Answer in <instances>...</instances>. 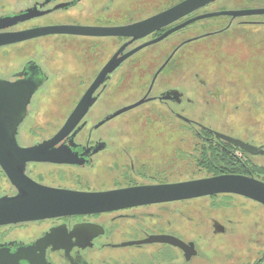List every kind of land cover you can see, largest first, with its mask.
Returning <instances> with one entry per match:
<instances>
[{
  "label": "flooded vegetation",
  "instance_id": "flooded-vegetation-1",
  "mask_svg": "<svg viewBox=\"0 0 264 264\" xmlns=\"http://www.w3.org/2000/svg\"><path fill=\"white\" fill-rule=\"evenodd\" d=\"M182 1L143 18L119 21L113 17V0H0V18L30 12L0 35L65 25L125 26ZM259 10H264V0H216L134 42L53 34L0 46V82L31 90L15 135L24 152L17 157L21 161L10 169L0 164V200L15 202L11 212L29 218L0 224V264H264L255 235L264 233V205L257 201L216 194L130 205L125 197L126 192L141 195L145 188L224 175L264 183V126L240 135L235 120V115L255 112L260 105L264 109L263 104L248 88L240 93L235 83L215 75L236 72L242 56L264 68V13L254 12ZM217 12L243 14L192 23L123 60L92 92L93 102L78 124L64 129L116 55L120 60L174 27ZM198 55L203 70L188 64L187 59ZM157 60L161 62L138 101L147 97L145 104L158 102L166 124L170 117L180 127L130 130L114 125L132 111L111 118L127 107L114 108L132 90L130 76L144 71L142 80ZM183 67L195 70L196 79L202 73L204 79L195 85H160L162 76L172 79ZM168 94L170 98L163 99ZM178 169L185 174L179 177ZM84 196L96 198L91 209L77 208ZM104 200L113 202L106 207ZM248 202L259 209L252 210ZM247 253L252 261L243 262Z\"/></svg>",
  "mask_w": 264,
  "mask_h": 264
},
{
  "label": "water",
  "instance_id": "water-1",
  "mask_svg": "<svg viewBox=\"0 0 264 264\" xmlns=\"http://www.w3.org/2000/svg\"><path fill=\"white\" fill-rule=\"evenodd\" d=\"M215 1L216 0H184L179 4L171 7L170 9L165 10L151 18L125 26L100 28L65 25L25 31L20 33L1 34L0 46L29 40L38 36L53 34L78 35L87 37L131 38L132 42H134L143 39L156 31L171 26L180 19L191 15L197 10ZM254 12L264 13V10ZM29 13L30 12L28 11L23 16L13 18H0V30L26 20L27 18H29ZM226 14L238 16L243 13L217 12L197 16L180 26L168 30L159 38L145 43L144 45H141L140 47L131 51L129 54L125 55L120 60L117 59L116 55L100 73L93 87L88 91V93L85 95L84 99L79 104L77 109L68 119L66 125L64 126V129H72L75 127L76 124H78V122L81 120V118L93 102V99L91 97L92 92L96 90V88L101 82L106 80L108 74H111L118 67L120 62L129 58L140 50H143L144 48H147L165 40L174 32L192 23L201 21L206 18H212ZM124 49L125 47L121 48L120 52H122V50ZM163 68H161L157 72L154 77L153 83L155 82L159 74L162 72ZM171 93L177 94V92L175 91ZM30 97L31 90L27 88H16V86H13L8 82H0V164L6 169H10L13 163L20 162L21 159H18L17 157L21 156L24 153L18 148L15 142V135L19 125L22 123L25 117ZM169 98V94L167 96H163V99ZM149 101L150 100L145 97L144 99L134 103L133 105L121 109L120 111L115 113L111 118L133 110ZM186 121L188 120L186 119ZM219 136L222 138L229 139L232 143L237 146L243 147V149L246 151H255V148L240 141L222 135ZM24 160L26 161V159H23L22 162H24ZM140 192L141 195L137 194V192H126V204L131 205L153 202H165L212 196L216 194H235L244 196L264 205V183L253 178L236 175H224L213 178L194 180L176 185L145 188L140 190ZM133 194H137L138 196L134 198L128 197V195ZM78 199L79 202H77V204L79 206H77V208L79 209H91L90 207H92V205L97 202V200H95L96 198H94L93 196H84ZM112 202L113 200H104L106 207H109L108 205ZM14 204L15 202L13 201L0 200V224L10 223L16 220H26L29 218L28 216L23 214H13L11 212V207H13Z\"/></svg>",
  "mask_w": 264,
  "mask_h": 264
},
{
  "label": "rangeland",
  "instance_id": "rangeland-1",
  "mask_svg": "<svg viewBox=\"0 0 264 264\" xmlns=\"http://www.w3.org/2000/svg\"><path fill=\"white\" fill-rule=\"evenodd\" d=\"M178 1L180 0H128V2H126L125 0H113L112 2V6L114 8L113 17L115 19L118 18L119 21H129L133 19H139L151 15L160 10L162 11L166 9L168 6ZM70 49L71 48H67V50ZM77 50H79L78 46H77ZM186 50L189 49L186 48ZM241 59L242 62L238 66L236 72L225 71V72L216 73L215 75L218 78H221L223 81H227L231 84L235 83L236 86L239 87L236 90H238V92L240 93L246 91V88H248V91L252 94V96H254L257 100L261 101L264 108V68L261 67V65H259V63H257L253 59L252 60L246 59L245 61L243 56L241 57ZM187 60L189 66L191 63H193V66H198L199 68L201 67L200 69H202V65H203L202 55L194 56ZM160 62L161 60H157L156 64L153 66L152 69L148 70L147 72L145 71L146 73L144 74L142 80L140 79V76L144 73V71L132 74L130 76V82L132 84L131 86L133 87L132 90L130 91L128 96L122 102H120L119 105H115L114 108L120 106H130L136 103L142 96L143 89L151 81L156 71V68ZM195 73H196L195 70L192 71V69H189L188 67L179 68L176 75L172 77V79H170L169 77L162 76L160 79V85H163L164 83L168 84L170 82L171 83L178 82V84L179 83L181 84L186 81H189L190 83L195 85L196 81H198L199 79H204L202 73H199V79H196ZM140 83H142L141 86ZM261 107L262 105H260L257 111L255 112L247 111L246 113L243 112L240 115L238 114L235 115L236 130L238 134L240 135L243 134L245 131L254 128L255 125H257V127L264 126L263 125L264 109H262ZM163 110L164 108L158 102L147 103L136 109H133L132 111L121 117L120 119L114 121L113 124L114 125L124 124L125 128L130 130H143V129L173 130L179 128L180 122H178L176 119L173 118L170 119V117H169L170 126L169 124L168 125L166 124V122L164 121L165 119L164 112L162 114ZM153 111H157L158 113L154 114L152 113ZM179 145H180V141H179ZM178 172H179L178 173L179 177L182 176L181 174H185V170L182 169H178ZM191 172L196 173V169H193V171L191 170ZM247 206L249 208H252V210L257 208V206H255V204L252 202L251 203L248 202ZM255 235H257V240H259V244L257 245L259 251L264 252V233L257 232ZM240 242L242 243V241ZM240 242L237 241V243ZM243 250L245 252H249V250H246L245 247H243ZM248 254L249 253L243 256L244 258L243 262L252 261L248 259V257H250L248 256Z\"/></svg>",
  "mask_w": 264,
  "mask_h": 264
}]
</instances>
